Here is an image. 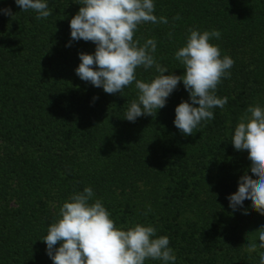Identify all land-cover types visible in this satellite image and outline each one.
Instances as JSON below:
<instances>
[{
    "label": "trees",
    "instance_id": "trees-1",
    "mask_svg": "<svg viewBox=\"0 0 264 264\" xmlns=\"http://www.w3.org/2000/svg\"><path fill=\"white\" fill-rule=\"evenodd\" d=\"M46 2L52 15L37 20L0 0L13 13L0 11V264H53L41 239L62 204L88 186L117 227L140 223L166 235L174 264H259L264 249L249 252L247 243H259L264 215L248 200L233 211L228 196L253 175L231 136L249 105L264 108V0H154L153 14L168 23L138 26L134 39H155L154 58L170 73H184L175 52L193 28L218 30L211 42L234 60L215 92L227 103L190 136L174 125L175 107L191 102L182 81L155 117L128 121L135 83L107 94L75 72L79 53L96 47L71 41L78 0ZM157 75L136 70L145 82Z\"/></svg>",
    "mask_w": 264,
    "mask_h": 264
},
{
    "label": "clouds",
    "instance_id": "clouds-1",
    "mask_svg": "<svg viewBox=\"0 0 264 264\" xmlns=\"http://www.w3.org/2000/svg\"><path fill=\"white\" fill-rule=\"evenodd\" d=\"M15 3L23 11L37 13V20L52 15L46 0ZM78 4V12L70 19L71 41H90L96 47L94 53H79L75 72L107 94H120L135 83L138 99L128 106L125 119L135 122L140 116L155 117L181 81L191 102L181 101L175 107L174 125L184 136L194 135L202 121L214 119L212 109H223L227 97L220 98L215 92L221 79L230 75L234 60L228 55L222 57L220 48L211 42L220 38L218 30L189 29L184 46L175 52L185 71L176 75L154 58L155 39L149 38L142 45L134 39L141 24L168 23L166 17L153 14L154 0H78ZM0 11L13 15L10 8ZM140 67H154L159 75L150 82L139 80L136 70ZM231 143L237 151L247 150L253 175L245 172L239 178L237 191L228 196L229 206L236 211L248 200L253 210L264 215V108L248 106L235 126ZM93 197L90 186L72 193L60 207L57 220L49 225L41 240L53 264H145L148 259L174 264L176 257L166 235L157 236L153 226L140 223L126 229L117 227L99 199L91 202ZM244 214H248L247 209ZM256 235L259 243L248 242L249 252L264 249V226ZM259 257V264H264V252Z\"/></svg>",
    "mask_w": 264,
    "mask_h": 264
}]
</instances>
